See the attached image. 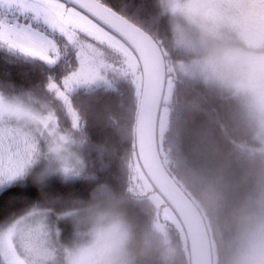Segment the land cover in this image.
<instances>
[{
	"label": "clouds",
	"instance_id": "9594fccd",
	"mask_svg": "<svg viewBox=\"0 0 264 264\" xmlns=\"http://www.w3.org/2000/svg\"><path fill=\"white\" fill-rule=\"evenodd\" d=\"M72 3L0 5V264H264V0Z\"/></svg>",
	"mask_w": 264,
	"mask_h": 264
},
{
	"label": "snow or ice",
	"instance_id": "6c2138e0",
	"mask_svg": "<svg viewBox=\"0 0 264 264\" xmlns=\"http://www.w3.org/2000/svg\"><path fill=\"white\" fill-rule=\"evenodd\" d=\"M4 2L5 0H0V5H2ZM89 2L93 5L90 10V14L95 13V15L97 16L103 15L106 5L113 8L116 7L115 0H89ZM7 3L10 6L11 18L18 20L20 17L16 8V0H7ZM60 3H65L72 9V12L68 17V22L71 23L74 27H83L84 25L78 22L83 9L78 4H73L72 0H60ZM5 70L6 69L3 66H0V73ZM11 74L12 78L16 79L14 70H12ZM24 189H26V187H22L17 183L5 187L3 191H0V220H3L9 213L14 212L23 204L35 198L34 190L31 193H26ZM60 190L63 191V189Z\"/></svg>",
	"mask_w": 264,
	"mask_h": 264
},
{
	"label": "water",
	"instance_id": "95a60500",
	"mask_svg": "<svg viewBox=\"0 0 264 264\" xmlns=\"http://www.w3.org/2000/svg\"><path fill=\"white\" fill-rule=\"evenodd\" d=\"M159 109L156 101L147 89H145L142 98L139 99L136 114V124L138 131L143 134H151L158 130Z\"/></svg>",
	"mask_w": 264,
	"mask_h": 264
},
{
	"label": "trees",
	"instance_id": "16d2710c",
	"mask_svg": "<svg viewBox=\"0 0 264 264\" xmlns=\"http://www.w3.org/2000/svg\"><path fill=\"white\" fill-rule=\"evenodd\" d=\"M125 103L128 107V113H129L130 119L136 122V114H137L139 99L135 95H133L131 92H128L126 93ZM128 148L130 152L134 150L131 143H129ZM54 187L58 189V186H54ZM24 191L26 193H31L33 189L29 187V188L24 189Z\"/></svg>",
	"mask_w": 264,
	"mask_h": 264
},
{
	"label": "rangeland",
	"instance_id": "374dc122",
	"mask_svg": "<svg viewBox=\"0 0 264 264\" xmlns=\"http://www.w3.org/2000/svg\"><path fill=\"white\" fill-rule=\"evenodd\" d=\"M160 120H161V114H159L158 128H159Z\"/></svg>",
	"mask_w": 264,
	"mask_h": 264
}]
</instances>
